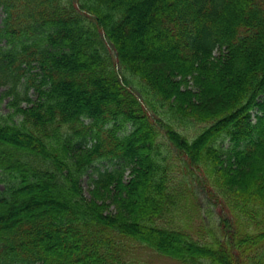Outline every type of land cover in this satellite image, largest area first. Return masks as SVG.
<instances>
[{
    "label": "trees",
    "instance_id": "16d2710c",
    "mask_svg": "<svg viewBox=\"0 0 264 264\" xmlns=\"http://www.w3.org/2000/svg\"><path fill=\"white\" fill-rule=\"evenodd\" d=\"M0 8V264H264V0Z\"/></svg>",
    "mask_w": 264,
    "mask_h": 264
},
{
    "label": "rangeland",
    "instance_id": "374dc122",
    "mask_svg": "<svg viewBox=\"0 0 264 264\" xmlns=\"http://www.w3.org/2000/svg\"><path fill=\"white\" fill-rule=\"evenodd\" d=\"M4 17V12L2 11V9L0 8V25L2 22V19ZM6 90L5 87H0V97L3 95V92ZM30 95L33 99H35V95H33L32 91H30ZM9 97H3V99L0 102V113L6 114L12 111L11 108L8 107L7 103H8ZM24 106V104H22ZM227 145V143H226ZM100 167L101 170L105 169L106 167L111 168V166L109 165V163L104 162L101 165H98ZM95 175L91 174V169L88 170L87 174L83 176L82 180H81V187L83 190V194L86 197H90V190L93 188L92 184H91V177H94ZM128 176V171L125 174V178H127ZM2 188V185L0 184V189ZM110 201V197L109 200ZM199 202V215H200V219L198 220L197 223H195V226H199L200 222H204L208 227H212L214 230H218L219 231V226L218 223L216 222V219L219 218V208L220 205L218 203H216L215 200H212V202L210 200H200ZM113 205L110 206L111 209H113ZM211 223H213V225H210ZM140 257L143 260V262L147 263V264H177L171 260L165 259L164 257H160L159 255L153 253L151 250H142L140 251Z\"/></svg>",
    "mask_w": 264,
    "mask_h": 264
}]
</instances>
